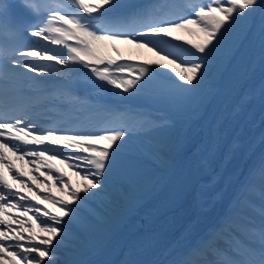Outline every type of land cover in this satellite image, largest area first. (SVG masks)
Listing matches in <instances>:
<instances>
[{"label": "bare ground", "instance_id": "1", "mask_svg": "<svg viewBox=\"0 0 264 264\" xmlns=\"http://www.w3.org/2000/svg\"><path fill=\"white\" fill-rule=\"evenodd\" d=\"M175 2L173 6L169 0H61L55 12L70 25L69 30L61 33L59 27L51 26L55 18L39 27L37 33L52 41L60 43L62 36L82 41L80 36L91 45L72 46L65 40L60 48L45 50L43 55L50 65L33 64L41 74L69 76L85 65L82 62L102 69L95 74V83L90 82L92 97L86 106H79L76 100L61 101L62 94L50 93L36 110L35 118L41 119V124H31L29 120L34 117H30L16 126L25 134H45L46 120L55 115L49 117L50 108L43 112L39 108L57 100L67 111L72 110L66 121L76 120L85 111L93 112L75 131L64 121L52 126L44 137L47 141L39 142L52 149L20 153L16 147L3 146L8 155L0 154V169L7 176H0V264H176L194 240L221 224L223 215L228 216L234 229L240 228L239 218L253 223L264 221V208H255L248 200L264 195V14H251L255 21L252 27L240 31L247 40L237 45L226 70L216 69L210 82L215 90L204 96L200 114L191 117L193 121L181 142L175 143L168 139L171 126L154 119L148 109L139 108L136 97L143 90H164L169 81H198L190 74L201 72L203 66L182 57L186 43L220 39L211 27L215 18L210 10L192 15L191 9L200 0ZM155 10H162L169 18L165 24L190 16L194 19L188 22L190 30L164 27L149 31L141 27V19L135 16L149 19V13ZM228 12L235 14L234 9ZM91 21L105 31L98 41L87 36L88 29L78 28ZM125 21L127 28L119 29ZM116 113L122 121L135 117L140 136L127 140L125 134L105 135L90 124L94 117L101 121ZM199 136L193 150L188 151L186 143ZM106 149L144 154L136 160L111 158L106 156ZM150 151L160 157H147L145 153ZM10 157L17 158L16 167L6 162ZM143 162L149 169L139 166ZM91 167L98 170L96 175L90 173ZM138 169L161 173H149L150 178L142 182L134 177L146 176ZM2 180L11 182L4 188ZM86 187L108 189L115 201L113 204L110 200L95 217L85 208L89 199L84 197L82 208L93 216L92 220L64 208L58 200L70 201V189L82 197ZM11 196L17 201L15 209L6 208L3 201ZM44 205L50 210L42 209ZM240 208L247 216L237 215ZM41 220L78 228L85 238L62 245L61 236L53 237L47 229L52 225L41 224ZM143 224L145 230L140 232ZM220 237L230 249L236 247L232 236ZM29 249L35 253L33 261H29L30 252L25 253ZM46 254H65L66 259L51 262L43 256Z\"/></svg>", "mask_w": 264, "mask_h": 264}, {"label": "rangeland", "instance_id": "2", "mask_svg": "<svg viewBox=\"0 0 264 264\" xmlns=\"http://www.w3.org/2000/svg\"><path fill=\"white\" fill-rule=\"evenodd\" d=\"M263 7L264 3H262L260 0H210L209 2H206V8L211 11L212 16L215 18L211 23V27L215 28V36H218L220 39L218 41H204L202 43H186L187 49L189 50L188 56L186 58V60H189L188 63L191 64L193 59V62L197 61L203 66L201 72L196 71L190 74L193 75V77H196L195 80L198 81H189L187 83H176L169 81L164 85L166 88L164 90H143L136 97L137 101L153 105L155 108H157L156 111L158 114H156L155 117L161 123L171 126L172 130L168 137L170 141L175 143L181 142L184 132L188 127H190L193 121L191 117L200 114L201 104L204 96L215 90V87L211 86L210 82L214 77L216 69L222 68L226 70L229 67L232 61H229L228 58L235 52L236 47L240 42L247 40V37L243 36V34L240 32L241 29L245 27L250 29L255 22L251 14L255 16L260 11L264 14ZM229 9H234L235 14L231 15V13L228 12ZM241 9H246L247 13H244ZM203 10H205L204 7L199 6L197 7L196 11ZM193 20L194 19L190 18L187 22L183 21L182 23H178V26L174 24L172 25L171 29L178 28L189 31L190 28L188 27V22ZM91 36L93 41L98 40V34H96V32L91 31ZM249 41L251 40H248V42ZM196 54H198L197 56L199 58L195 60L194 57H196ZM200 54H203L205 57L200 58ZM185 66H188V64ZM174 93L180 95L181 97L164 98L165 94L170 95ZM203 115L205 116L206 113L203 112ZM120 134L124 135L125 133ZM137 134L140 135L141 133L137 130ZM125 137L127 140L132 138L131 136L127 135H125ZM140 153L144 154L142 152H139V154ZM145 154L149 158H151L153 154L160 157L155 151H150L149 153ZM146 168L149 169V167ZM136 171H141L142 174L145 173L144 175L146 176L144 178H141L139 175H134L135 179L142 182L150 178L147 176L149 173L152 175L161 173L154 172L152 170L147 172L145 169H138ZM104 181L102 180V182ZM120 182L124 183L122 180H120ZM104 186L108 187L106 186V183ZM107 190L108 189L102 190L100 188L96 189L86 187V190L81 193L83 196L79 197L76 195L75 190L70 189L72 198L70 199L69 203L71 206L67 205L68 201L65 199H59V201L62 200V204L65 208L78 210L79 206H82V202L85 203L84 197H86L89 199V203L86 207L91 209L92 214L96 217L99 216V214H102L105 207L109 205L110 200L113 201V204L115 203L113 194H109ZM6 206L15 209L14 205H12V202H7ZM87 218L91 220L89 216ZM62 227L63 226L61 225L60 228L57 226H49L47 228L52 234L51 236H61L59 241L62 245H65V243L68 245L73 242L79 243L84 240L85 235L78 228L76 229L66 226L69 228L61 229ZM33 252L34 251L31 253ZM64 255L65 254L59 256H47L46 254V256H43L46 257V260L52 262L58 259L65 260L66 258ZM34 257L35 253H29V261H33L35 259Z\"/></svg>", "mask_w": 264, "mask_h": 264}, {"label": "water", "instance_id": "3", "mask_svg": "<svg viewBox=\"0 0 264 264\" xmlns=\"http://www.w3.org/2000/svg\"><path fill=\"white\" fill-rule=\"evenodd\" d=\"M201 139V136H199L198 138H195L194 140H189L187 143H186V148L188 151H191L193 150L194 148V145H195V142L196 141H199ZM210 180H212V177H210Z\"/></svg>", "mask_w": 264, "mask_h": 264}]
</instances>
